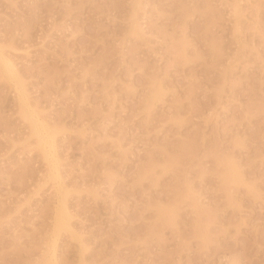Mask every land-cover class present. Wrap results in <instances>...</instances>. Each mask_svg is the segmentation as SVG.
<instances>
[{
  "label": "rangeland",
  "instance_id": "obj_1",
  "mask_svg": "<svg viewBox=\"0 0 264 264\" xmlns=\"http://www.w3.org/2000/svg\"><path fill=\"white\" fill-rule=\"evenodd\" d=\"M0 52L73 227L0 70V264H264V0H0Z\"/></svg>",
  "mask_w": 264,
  "mask_h": 264
},
{
  "label": "bare ground",
  "instance_id": "obj_2",
  "mask_svg": "<svg viewBox=\"0 0 264 264\" xmlns=\"http://www.w3.org/2000/svg\"><path fill=\"white\" fill-rule=\"evenodd\" d=\"M0 70L3 75L9 79L16 80L19 77V71L15 63L0 52ZM17 89L19 93V107L24 118L29 122L31 135L36 136L37 145L42 151L43 157L49 165V175L52 179L60 185L57 189L58 205L55 213V223L53 232L55 238H57L62 231H72L71 224L72 213L68 207L65 189L63 185V178L59 169V154L57 150V144L55 139V132L49 127L48 122L39 115L36 107H33L29 101L26 90L20 81H17ZM33 138V137H32ZM35 139H33L34 141ZM232 177H237V170L232 171ZM238 178V177H237ZM54 244L50 246L48 252L51 254L52 260H55V240Z\"/></svg>",
  "mask_w": 264,
  "mask_h": 264
}]
</instances>
